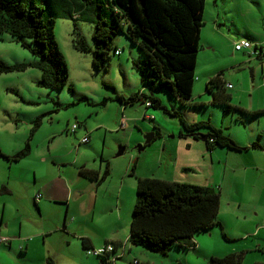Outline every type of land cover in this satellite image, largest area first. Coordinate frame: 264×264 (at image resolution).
I'll use <instances>...</instances> for the list:
<instances>
[{
    "label": "rangeland",
    "instance_id": "374dc122",
    "mask_svg": "<svg viewBox=\"0 0 264 264\" xmlns=\"http://www.w3.org/2000/svg\"><path fill=\"white\" fill-rule=\"evenodd\" d=\"M33 1L45 5L42 0ZM214 4L215 0H207L205 26L203 25L205 34L202 32L200 35V48L197 52L194 73L211 66L221 70L222 77L230 84L227 92L230 93L229 102L234 106L227 114H222L220 106L208 103L210 94L203 91L202 85L197 84L192 89V98L198 103L206 104L200 106H184L164 89L150 90L143 87L140 75L134 66L135 62L143 60V55L122 32H118L112 38L109 57L104 68L96 69L92 64V52L80 51L74 47V43L80 37L85 44L92 47L94 24L92 21L79 19L74 14L71 17H56L54 20V40L68 70L66 84L61 88L42 86L39 83L42 73L39 63L42 57L21 45L7 32H0V61L14 66L10 70L0 71V145L5 150H18L25 143H32L31 157L21 158L18 164L13 166L24 167L23 178L27 174L30 176L25 169L27 164L38 172V163L34 154L46 153L44 157L47 163L42 167L44 173L54 171L55 165L51 161L54 155H59V158L54 159L53 162L63 163L59 166L65 175L72 169L78 171L81 162L86 160L96 166L99 165L101 172L107 163L110 176L105 179L107 187L99 193V200L105 206L111 204L107 210L111 208L112 212L106 213V210L101 208L103 211L96 213L94 224L85 225L86 229L98 233L99 237L111 236L115 231L121 234V240L129 237V219L135 199L136 181L134 175L129 173L130 166L123 187L119 188L115 185L118 182L119 171L129 161L136 166L138 173L146 175L151 174L148 172L153 170L155 174L160 175L163 169L169 172L175 163L178 164V160H183L186 153L185 139H190L192 136L179 135L182 126L178 115L171 111L180 114L187 122L209 120L212 125L220 127L237 145L241 146V149L237 150L224 146L214 147L224 152L221 161L222 165L226 163L224 178L221 169L215 176L213 175L212 169L216 161L212 163L210 152H204L203 158L199 156L196 162L192 163L194 170L190 173L196 175L198 182L193 184L210 185L219 193L218 221L221 227L215 224L195 233L193 238L197 246L201 244L200 248L170 247L163 255L142 245L133 244L129 240V251H126L122 258H117L115 264H131L133 260L137 261L136 264H204L209 254L223 256L228 253H241V264L264 262V112L256 114L246 112L263 107L260 104L264 94V54L259 56L245 54V56L236 53L241 55L236 57L229 55L225 44L218 43L222 40L221 35L215 36L217 43H214V48L201 50V43L209 38L207 27L211 24L209 14L214 12ZM219 7L227 17H220L218 28L221 26L227 31L228 27L235 30L237 26H241L245 29L246 40L252 43H255L253 40L263 42L264 0H219ZM224 20H226L225 26L222 25ZM115 48L120 50L119 54L114 53ZM260 64H263V67H260ZM196 81L194 80V84ZM139 90H143L145 94L152 92L167 112L161 107L146 108L144 104L146 98L143 95L129 104L124 116L128 117L129 111L130 114L138 116L135 120H127L126 124L129 128H133L134 122L143 123L141 127L150 128L142 129L141 141L134 142L127 135L129 129L127 131L126 128H118L116 108L120 104L116 100V95L127 97ZM81 97L87 99H79ZM36 120L39 123L35 126ZM84 121L93 126L96 132L89 137L85 135L90 142L79 144L77 148L79 151L76 152L74 149L79 137L76 132L82 128L79 122ZM72 124L77 125L76 130L68 133L67 128ZM149 132L154 133L153 137L140 151H137L138 143L143 142L145 134ZM255 140H258L260 146L251 145ZM198 143L205 145L202 139H198ZM89 144L93 147H89ZM47 147L56 150L57 153H47ZM119 147L123 150L120 154H116ZM189 152L195 151L191 149ZM75 159L73 167L65 164L67 160L72 162ZM157 164L161 165L160 171L156 168ZM206 172L212 173L211 179L206 176ZM134 174L136 175L135 167ZM32 186L31 183L26 185L24 199L16 198L15 191L9 195L6 199L9 201L6 215L10 218L15 205L26 206L30 203L31 215L34 217L31 220L32 231H53L61 224L54 218L47 219L37 211L29 193ZM114 205L117 206V210H114ZM3 223L4 221L0 223L1 234L8 229H11L10 233L13 235L17 234L18 224L15 221L10 219L7 228ZM224 225L227 226L226 229ZM256 227L253 234L246 233ZM9 234L7 236H11ZM58 235L59 231H54L45 236L47 238L45 245L56 244V250L49 253L39 251L38 246L37 249L31 248L25 255L17 249L18 244H21L18 240L11 241L13 248L11 251L6 246L0 245V264H47L48 261V264L52 262L53 264H88L89 262H84L85 256L94 258L97 264H101L98 256L87 255L84 248H81V255L66 253L64 247L58 248ZM208 250L211 253H208Z\"/></svg>",
    "mask_w": 264,
    "mask_h": 264
},
{
    "label": "trees",
    "instance_id": "16d2710c",
    "mask_svg": "<svg viewBox=\"0 0 264 264\" xmlns=\"http://www.w3.org/2000/svg\"><path fill=\"white\" fill-rule=\"evenodd\" d=\"M42 2L45 5H39L33 0H0V32H7L21 45L42 57L39 63L42 69L39 83L42 86L61 88L66 84L68 70L54 40L53 27L56 17H71L74 14L77 18L92 21L94 24L92 47L85 44L81 37L76 40L74 47L80 51H91L92 64L96 69L104 68L109 57L111 40L118 32H122L143 55L142 61L134 63L143 87L150 90L164 89L184 106L206 105L202 102H192L194 69L200 48L206 0H42ZM234 42L236 41H233V49ZM250 43V48L257 50V53L250 55L246 49L238 50H245L248 56L264 54V49H260L264 47V41ZM13 67L0 61V71ZM227 84L229 83H225L222 72L219 71L208 76L204 85V90L210 94L208 103L220 106L222 114H227L234 108L229 102L230 93L227 92V88L230 86ZM140 95L146 98L145 101H149V108L161 107L167 112L152 92L145 94L138 91L127 97L117 94L116 100L122 105L131 104ZM82 98L85 97L79 99ZM171 112L178 115L180 120L183 132L180 131L179 135H188L195 139H200V135L205 136L203 142L209 149L216 146L241 149V146L209 120L187 122L177 112ZM246 112L263 113L264 106ZM38 123L36 120L34 125ZM71 126L68 128L69 132H72ZM251 145L260 146L258 140L253 141ZM28 151L27 142L9 155L0 151V157L17 161ZM130 167L129 173L134 175L135 165L131 164ZM78 172L89 179L101 180L108 174L109 168L105 163L102 172L99 173L97 169L80 165ZM134 177L135 199L128 229V240L133 244L142 245L164 255L170 247L194 248L195 233L220 224L219 193L214 187L153 176ZM7 241L6 237V240L0 243ZM80 244L85 252L89 247H97L87 245L88 238L84 236L80 237ZM98 257L101 263L111 264ZM241 257V253L210 256L204 264H241ZM252 264L264 262L255 261Z\"/></svg>",
    "mask_w": 264,
    "mask_h": 264
},
{
    "label": "crops",
    "instance_id": "0c3cea01",
    "mask_svg": "<svg viewBox=\"0 0 264 264\" xmlns=\"http://www.w3.org/2000/svg\"><path fill=\"white\" fill-rule=\"evenodd\" d=\"M214 1V0H212ZM207 3V0H206ZM215 9L214 12L209 14L211 24L208 25L207 31H208V39L206 42L201 43V50L202 49H209L214 48L215 44V36L221 35L222 40H220L218 43L225 44L227 48V53L229 55L241 56L237 55L236 53L245 55V50H234L232 48L233 41H237L239 39H244L245 29L241 26H237L235 30L233 28L228 27L227 31H225L221 26L218 28V22L220 17L223 18L227 17V15L220 9L219 7V0H215ZM206 7V6H205ZM207 12L205 11L204 14ZM239 16V15H238ZM226 20L222 21V25L225 26ZM221 25V24H220ZM205 26V25H204ZM202 32L205 34L204 27L202 26L200 35H202ZM264 41V40H263ZM253 42H259L256 40H253ZM214 50V49H211ZM246 56V55H245ZM263 56V55H262ZM261 56V57H262ZM261 57H255L256 59H260ZM249 58V57H248ZM252 57H250L251 59ZM250 62V61H249ZM253 61H251L252 63ZM256 63V62H255ZM254 64V63H252ZM260 67H263V64H260ZM221 71L219 68L211 66L209 68H203L195 72V80H197L192 86V89L198 84L203 86L204 91V85L208 78V76L213 75L216 72ZM222 79L225 81V83H228L224 77ZM143 91V90H139ZM144 92V91H143ZM208 101V100H207ZM192 102H197L194 98H192ZM120 104V103H119ZM142 104V103H141ZM145 104V103H144ZM261 106H264V94L262 98V104ZM129 104L125 105H118L116 108V119L118 128H126L127 131L129 129V133L127 134L130 139H132L134 142L141 141V132L142 129H150L148 126L141 127L143 123L137 124V122H134L133 128H129V125L126 124L127 120L130 119H136L137 114H130L129 116L125 117L124 112L128 111ZM147 108V107H146ZM144 116V114H143ZM125 119L124 126L120 127L121 119ZM79 126L82 128L79 129L76 133L79 135L77 138L78 143L75 145V151L78 152L79 149L78 146L80 143V138L84 135H87L89 137L90 134L95 133L96 131L93 130V126H90L87 121L79 122ZM99 128L98 126H95ZM154 128V127H153ZM76 130V129H75ZM145 130V131H146ZM68 131V128H67ZM75 132V131H74ZM73 132V133H74ZM69 133V131H68ZM75 135V134H73ZM71 141V139H70ZM86 142V144H88ZM184 146L186 147V153L182 161L178 160V164L175 163V166L172 167L169 171H164V169L161 171L160 175L155 174L156 172H153V170H150L151 174H141L136 172V166H135V173L136 176H153L167 179V180H174L179 182H188V183H198L197 178L195 174H191L190 172L194 170L193 168V162H196L197 158L201 156H205L204 152H210L212 163L213 161L215 164V167L212 169L213 175L215 176L219 169L222 170V178H224V173L226 169V163L222 165V155L224 154L223 151L217 148H211L209 149L206 145H201L198 143V139L190 138L185 139ZM89 147H93L92 144H89ZM194 149L195 152H189V150ZM47 153H57L56 150H51L49 147L46 148ZM0 151L4 154H11L15 151V149L12 150H5V148H2L0 145ZM31 151H33L32 143H29V151L28 153L22 157L29 158L31 157ZM101 153L103 154V149L101 148ZM46 154V153H44ZM44 154H34L35 158L37 159L38 163V172L36 169L28 165L25 166V169L27 173H30V176L27 174L25 178V174L22 172V168L24 167H13L18 164L17 161H12L5 159L3 157H0V223L4 221L3 226L7 228V225L10 222V219L15 221L18 224V232L16 235H13L11 232V229H8L4 231V234H0L4 237L8 238V241L5 243H0V245L6 246L10 251L13 250L11 241L12 240H18L21 242V244H18L17 249L23 250L22 252L27 255V252L31 248L37 249V247H40L39 251H44L45 253L53 252L56 250V244L50 243V245H45V242L47 238L46 235L54 232L59 231L58 235V248L64 247L66 250V253H70L73 255L82 254V246L80 244V237L84 236L88 238V244L90 246H98L106 242H112L115 243L117 247L119 248L118 254L119 256L115 257V259L112 261L111 264H115L117 261V258H122L126 251H129V240L128 237L121 240V234H119L118 231H115V233L111 236H102L99 237V234L96 232H92L89 229L85 228V225L88 223L94 224L96 213L99 211H103L101 208H104L106 213L109 211L112 212V209L108 211L107 207H111L110 205L102 204L99 200V193L103 192L104 187H107V184L105 183V179L109 177L110 173L101 180L99 179H89L87 177L82 176L78 171H74L73 169L69 171L68 174L65 175L62 168H60V164H57V162H53L54 159L59 158V155H54L53 158H51L53 166V172H46L44 173L42 170V167L47 163L46 158L44 157ZM216 154V155H215ZM227 155L229 153H226ZM42 155V156H41ZM20 160V159H19ZM61 161V159H60ZM75 160H72V162H69L67 160L65 164L71 165L73 167ZM14 164V165H13ZM132 164V161H129L126 166L119 171L118 173V182L115 184L119 188L123 187V181L127 180V174H128V167ZM152 164V163H151ZM81 166L91 168V169H97L99 173H101L100 166H96L95 164L89 162L88 160L81 162ZM221 165V166H219ZM71 167V168H72ZM161 165L157 164L156 168L160 171ZM68 171V170H67ZM134 172V171H133ZM132 175V174H131ZM135 175V174H134ZM212 173L206 172V176L211 179ZM23 178V179H22ZM69 181V182H68ZM211 181V180H210ZM33 184V186L30 188V196L33 201L32 205L39 211V213L47 217V219H56L61 225L58 228H55L53 231L48 230L47 232L38 230L37 232L34 230L32 231L31 226V220L34 218L31 215V205L28 203L26 206L25 204H19L15 205L12 209L11 216L6 215V207L9 205V201L6 199L9 198V195L14 193L15 197L18 199H24V194L26 193V185ZM210 186V185H209ZM39 194L40 196L35 200V195ZM53 203V205H52ZM114 210H117V206L114 205ZM37 215L35 214V217ZM23 223V224H22ZM42 227V224H40ZM224 229L227 228L226 225L223 226ZM37 228V227H36ZM43 228V227H42ZM257 227L254 228L251 232H246L249 234H253L256 231ZM213 232V230H212ZM10 233V234H9ZM11 236H7V235ZM28 236V238H27ZM11 237V238H10ZM243 237V236H239ZM238 238V237H237ZM79 240V242L77 241ZM193 241L195 243L194 249L200 248L201 244L197 246L196 240L193 238ZM2 251L5 252V250L2 249ZM122 252V253H121ZM208 253H211L210 250H208ZM41 255V254H40ZM216 254H209L210 256H215ZM42 259V258H40ZM4 259L2 260V262ZM133 260L131 264H134ZM84 262H89L88 264H97L96 260L94 258L90 257H84ZM99 262L101 263V260L99 259ZM137 262V261H136ZM255 262V261H254ZM48 264V262H46ZM4 264V263H2ZM51 264V263H50ZM53 264V262H52ZM103 264V263H101ZM139 264V263H138Z\"/></svg>",
    "mask_w": 264,
    "mask_h": 264
},
{
    "label": "built area",
    "instance_id": "2783aa9c",
    "mask_svg": "<svg viewBox=\"0 0 264 264\" xmlns=\"http://www.w3.org/2000/svg\"><path fill=\"white\" fill-rule=\"evenodd\" d=\"M234 49L238 50V49H246L247 53L248 54H255L257 53V50H254V49H251V43L248 41V40H245V39H240L236 42H234V45H233ZM261 50L264 49L263 48H260ZM264 51V50H263ZM114 53L115 54H119L120 53V50L119 49H114ZM227 86H230V84H227ZM145 105L147 108H149V101H146L145 102ZM124 122H125V119H121V124H120V127H123L124 126ZM76 128V125L73 124L71 126V130L70 131H73L74 129ZM88 141V137L87 136H82L81 139H80V142H87ZM39 194L36 195V199L38 198ZM6 240V237L4 236H0V242ZM123 247V245H120V247ZM119 247V248H120ZM119 248L117 247V245L111 243V242H107V243H104L100 246H97V247H89L88 249H86V253L89 255V254H92V255H96V256H100L102 258H104L105 261L109 262V263H112V261L115 259V257L119 256L120 254H118V250ZM122 253V252H121ZM137 262L134 261V264H136Z\"/></svg>",
    "mask_w": 264,
    "mask_h": 264
},
{
    "label": "water",
    "instance_id": "95a60500",
    "mask_svg": "<svg viewBox=\"0 0 264 264\" xmlns=\"http://www.w3.org/2000/svg\"><path fill=\"white\" fill-rule=\"evenodd\" d=\"M153 134H154L153 132H149V133L145 134L144 141L141 142V143H138V145H137V148H138L137 151H140L143 148V145L146 144V143H148L151 140V138L153 137ZM200 139L204 140L205 139V136H201L200 135ZM122 150H123V148L120 147L117 150L116 154H120L122 152Z\"/></svg>",
    "mask_w": 264,
    "mask_h": 264
}]
</instances>
